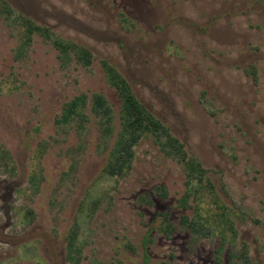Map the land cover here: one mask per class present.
I'll return each instance as SVG.
<instances>
[{
  "label": "rangeland",
  "instance_id": "374dc122",
  "mask_svg": "<svg viewBox=\"0 0 264 264\" xmlns=\"http://www.w3.org/2000/svg\"><path fill=\"white\" fill-rule=\"evenodd\" d=\"M8 1L87 46L93 59L89 67L74 58L63 65L36 34L17 58V29L0 17V143L13 166H0V264H69L64 237L76 220L80 264H142L149 227L152 262L214 264L215 237L181 223L193 213L179 204L182 167L152 136L134 146L124 177L102 172L120 128V99L102 58L209 169L223 202L242 214L233 246L247 244L251 264H264V0ZM80 93L85 129L58 126L61 105ZM97 93L113 110L107 138L91 110ZM161 214L175 227L169 236L160 230ZM231 246L219 264H230Z\"/></svg>",
  "mask_w": 264,
  "mask_h": 264
},
{
  "label": "trees",
  "instance_id": "16d2710c",
  "mask_svg": "<svg viewBox=\"0 0 264 264\" xmlns=\"http://www.w3.org/2000/svg\"><path fill=\"white\" fill-rule=\"evenodd\" d=\"M0 17L8 25H13L17 29L18 45L15 49L17 58L25 53L26 48L31 44L33 36L36 34L54 46L63 65L68 64L72 58L84 67L91 65L93 56L87 46L70 38L61 37L49 25L35 22L31 17L13 8L8 0H0ZM101 67L107 83L114 87L120 99L118 114L120 128L109 150L102 172L113 178L124 177L132 166L135 155L134 146L138 144L141 138L152 136L160 149L166 155L176 159L182 167L185 177V189L179 198V204L182 209L193 208V213L191 216L183 214L181 223L189 227L195 234L215 237L214 264L220 263V255L227 243L232 245L228 252L230 264H251L247 244L242 242L240 247L233 246L238 233L234 220L242 214L235 212L223 202L216 190L213 179L208 174L209 169L204 167L197 157L190 155L183 142L173 135L169 127L138 98L128 80L113 63L102 58ZM255 69L256 67L250 64L247 70L254 80H256ZM86 100V95L80 93L64 102L60 107V112L55 117V123L58 126H65L75 122L76 130L82 132L88 120L87 114L82 111ZM91 110L98 116L101 136L103 138L110 137L114 129L112 106L102 94L97 93L92 96ZM11 164L7 149L0 143V166L12 172L13 166ZM35 178V175H33V182H35ZM160 190V195L165 197L166 192L164 189L160 187ZM139 199L146 201L148 204L151 203V200H146L143 195H140ZM190 199L191 204L189 203ZM208 203L213 205L214 208ZM161 215L164 217L166 224L161 226L160 230L169 236L175 227L168 221L166 214ZM80 229V223L76 220L64 237V256L69 264H80L82 260V245L79 241ZM152 231L153 227H149L141 239V263L169 264L166 260L151 261L148 247L152 241ZM129 248L133 249L130 246ZM98 264L108 263L99 262Z\"/></svg>",
  "mask_w": 264,
  "mask_h": 264
}]
</instances>
